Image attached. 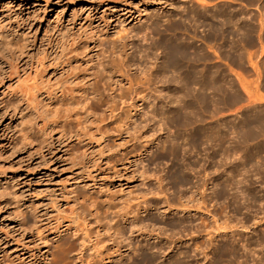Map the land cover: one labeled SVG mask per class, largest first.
Instances as JSON below:
<instances>
[{
  "label": "rangeland",
  "instance_id": "374dc122",
  "mask_svg": "<svg viewBox=\"0 0 264 264\" xmlns=\"http://www.w3.org/2000/svg\"><path fill=\"white\" fill-rule=\"evenodd\" d=\"M0 51V264H264V0H0Z\"/></svg>",
  "mask_w": 264,
  "mask_h": 264
},
{
  "label": "bare ground",
  "instance_id": "6f19581e",
  "mask_svg": "<svg viewBox=\"0 0 264 264\" xmlns=\"http://www.w3.org/2000/svg\"><path fill=\"white\" fill-rule=\"evenodd\" d=\"M191 19V18H190ZM220 25V24H219ZM221 35H222V33H221ZM5 39V38H4ZM5 42V41H4ZM6 43V42H5ZM4 45V44H3ZM5 46H12V42H10V41H8L7 43H6V45ZM186 47V46H185ZM9 49V48H8ZM0 53H1V51H0ZM171 55V54H170ZM182 55V54H181ZM184 56V55H183ZM182 56V57H183ZM1 57V56H0ZM179 57V56H178ZM181 57V58H182ZM180 57L178 58V60L180 61V59H181ZM185 58V57H184ZM186 59V58H185ZM184 59V60H185ZM188 61V60H187ZM122 62V61H121ZM190 62H191V60H190ZM123 63V62H122ZM127 63V62H126ZM178 63V62H177ZM125 65V64H124ZM177 66V65H176ZM181 67V66H180ZM184 67V66H183ZM178 69H179V67H177ZM185 68V67H184ZM161 71V70H160ZM189 71V70H188ZM164 72H165V70H164ZM190 72V71H189ZM165 73H167V72H165ZM212 73V72H211ZM192 74V73H191ZM213 74V73H212ZM222 74H223V72H222ZM167 76V75H166ZM166 76L165 75H163V78L162 79H164V78H166ZM189 76V75H188ZM188 76L184 79V80H186L187 78H188ZM223 76V75H222ZM162 77V76H161ZM191 77V76H190ZM150 78V77H149ZM194 78V77H193ZM199 78V77H198ZM211 78V77H210ZM191 79V78H190ZM195 79V78H194ZM200 79V78H199ZM204 79H206V78H204ZM214 79V78H213ZM217 79H219V77L217 78ZM183 80V79H182ZM201 80H202V78H201ZM176 81V80H175ZM181 81V80H180ZM206 80H202L201 82H205ZM214 81H216V80H214ZM219 81V80H218ZM141 82V81H140ZM177 82V81H176ZM178 82H179V80H178ZM177 82V83H178ZM181 82H183V81H181ZM195 82V81H194ZM197 82V81H196ZM128 83H130V82H128ZM142 83V82H141ZM165 83V82H164ZM172 83V82H171ZM177 83L175 84L176 86H177ZM192 83V82H191ZM209 82H207V83H204L205 85H207ZM173 84V83H172ZM220 84H222V82H220ZM174 85V84H173ZM179 85H181L180 83H179ZM183 85H184V82H183V84H182V87H183ZM185 85H187V80H186V84ZM184 85V86H185ZM190 85V84H189ZM204 86V85H203ZM208 86V85H207ZM207 86H205L206 88H207ZM216 86H218V85H216ZM133 87V86H132ZM180 87V86H179ZM181 87V88H182ZM221 87H222V85H221ZM225 87V86H224ZM206 88H205V90H206ZM178 89V88H177ZM186 89L187 88H185V92H186ZM210 89V87L208 88V90ZM219 89H220V87H219ZM219 89H216V92L219 90ZM207 90V91H208ZM214 90H215V87H214ZM220 90H223V88H221ZM219 90V91H220ZM191 91V90H190ZM190 91L188 92V90H187V94L185 95V96H187V95H189V93H190ZM181 92V91H180ZM220 93V92H219ZM222 93H224V92H222ZM177 94V93H176ZM179 94V93H178ZM180 94H183V92L182 93H180ZM191 94H192V92H191ZM175 95V94H174ZM184 95V94H183ZM213 95H215V94H213ZM217 95V94H216ZM190 96V95H189ZM192 96V95H191ZM205 96V95H204ZM176 97V96H175ZM186 98V100L189 98L188 96L187 97H185ZM193 98V97H192ZM191 98V99H192ZM175 100H176V98H174ZM180 99V98H179ZM171 100H173V99H171ZM203 100V99H202ZM203 101H205V99L203 100ZM231 102H235V101H237L236 100V98L234 99V101H232V100H230ZM176 102H178V101H176ZM175 102V103H176ZM180 103L181 104H183L182 102H181V100H180ZM187 103H189L188 102V100H187ZM177 104V103H176ZM178 104H179V102H178ZM178 104H177V106H178ZM180 104V106H182ZM188 105H190V103L189 104H187V106ZM186 106V107H187ZM174 107H176V105L174 106ZM189 108V107H188ZM187 108V109H188ZM173 109V108H172ZM171 109V110H172ZM178 109V108H177ZM176 109V110H177ZM183 109V108H182ZM181 109V110H182ZM171 110H169V111H171ZM185 110V109H184ZM173 111H174V109H173ZM177 111H180L179 109L177 110ZM176 111V112H177ZM197 111V110H196ZM150 112V111H149ZM149 112L147 111V113H148V115H149ZM154 112V111H153ZM189 112V111H188ZM145 113V112H144ZM155 113H156V111H155ZM168 113V112H167ZM174 113H175V111H174ZM184 113V116H185V111L183 112ZM190 113V112H189ZM146 114V113H145ZM150 114H151V112H150ZM179 115H182L181 113L179 114ZM151 116V115H150ZM154 116V115H153ZM152 116V117H153ZM188 117V116H187ZM186 117V118H187ZM179 117H177V119H178ZM182 117H180V119H178L177 120V122L179 121V123L178 124H181L180 123V121H182L184 124H187L186 122H188V120L186 119V118H182ZM176 119V118H175ZM173 120V119H172ZM202 120V119H201ZM173 121H175V120H173ZM196 121H198V120H196ZM196 121H194L195 123H196ZM176 122V123H177ZM193 123V121H190L189 123ZM182 123V124H183ZM195 123H193V124H195ZM201 123V122H200ZM183 124V125H184ZM192 124V125H193ZM182 125V126H183ZM222 125V124H221ZM187 126V125H186ZM201 130V129H200ZM202 131V130H201ZM201 131H200V133H201ZM194 132H196V131H194ZM199 131H197L196 133H198ZM204 132V131H203ZM195 133V134H196ZM195 134L193 135L192 134V136H195ZM199 134V133H198ZM198 134L195 136V137H197L198 136ZM190 135V134H189ZM201 135H203L202 133H201ZM192 136H191V138H192ZM253 137H254V134L252 135ZM251 136V137H252ZM195 137L194 138H192V139H195ZM204 137H207V134H205V136ZM202 138H203V136H202ZM176 148V150H177V147H175ZM258 148V147H257ZM174 147L173 146H171V155L175 158L176 156H174ZM135 151V148L134 147H132V150L129 152V154L130 153H132V152H134ZM178 151V150H177ZM252 151H254V150H252ZM250 152V151H249ZM223 153H226V152H223ZM254 153V152H253ZM256 154V153H255ZM249 155V154H248ZM223 156V155H222ZM250 156V155H249ZM252 156V155H251ZM250 156V157H251ZM227 158V157H226ZM223 159V158H222ZM225 159V158H224ZM223 161H225V160H223ZM226 164H227V162H226ZM225 165V164H224ZM174 169V168H173ZM177 169V168H176ZM180 169V168H179ZM179 169H177V170H174V172H173V174H172V176H173V180H172V182H174V184L175 183H178V185H180V186H186V185H188V181L185 179V177L181 174V170H179ZM236 169H235V166H231V169L229 170V173H231L232 174V172L233 171H235ZM170 180H171V178H170ZM230 179L229 178H227V179H225V181L223 182V185L225 184L227 187H229L230 186V181H229ZM201 187V186H200ZM207 190H209V189H207ZM206 190V191H207ZM220 190V189H219ZM229 190V189H228ZM227 190V191H228ZM162 191V190H161ZM162 193V192H161ZM229 193V192H228ZM251 193H249V195H250ZM228 196V194L226 193V191L225 192H218L217 191V193H216V197H218V198H226ZM234 198H237L235 195L233 196ZM250 197V196H249ZM228 198V197H227ZM254 198V197H253ZM248 199V198H247ZM261 199V198H260ZM201 200V199H200ZM256 200V199H255ZM250 201V200H249ZM264 201V200H263ZM179 202H181V200H179ZM201 202V201H200ZM252 202V201H251ZM254 202V201H253ZM261 202V201H260ZM202 203H203V200H202ZM261 204H262V202H261ZM264 204V203H263ZM181 205L185 208V206H184V203L183 202H181ZM263 206V205H262ZM182 207V208H183ZM168 208V207H167ZM186 209V208H185ZM189 209V208H188ZM144 210H146V209H144ZM181 211H183L182 209H181ZM259 211H261V212H259L260 214L262 213L263 214V217H261V218H259V219H261V222L260 223H262V219L264 218V209H260ZM184 212V211H183ZM134 212H132V214H133ZM136 213H138V212H136ZM135 213V214H136ZM207 213H208V211H207ZM187 214H190V213H187ZM254 214H258L257 212H255ZM261 214V215H262ZM135 216V215H134ZM257 216V215H256ZM256 216H254V218L256 217ZM136 217V216H135ZM253 217V216H252ZM225 218V217H224ZM77 219V218H76ZM75 219V220H76ZM129 217L125 220V222H127L128 223V225L131 227V228H133V227H137L138 228V231H141L140 233H141V235H144V231H143V227H140V226H138L137 224H136V222L133 220V221H129ZM135 219V218H134ZM137 220V219H136ZM256 220V219H255ZM254 220V221H255ZM258 220V219H257ZM73 221V220H72ZM129 221V222H128ZM73 222H76V221H73ZM134 222H135V224H134ZM258 222H259V220H258ZM173 226V225H172ZM264 226V225H263ZM145 227V226H144ZM217 227H218V225H217ZM223 227V226H222ZM262 227V226H261ZM216 229H218V228H216ZM225 229V228H224ZM230 229V228H229ZM135 230V229H134ZM223 230V229H222ZM147 231V230H146ZM218 230H216V232H217ZM225 231V230H224ZM152 232V231H151ZM197 232V231H196ZM199 233V232H198ZM148 234V233H147ZM217 234H219V233H217ZM222 234H224V233H222ZM204 235V234H203ZM215 235V234H214ZM213 235V236H214ZM226 235V234H225ZM205 237H208L209 238V241H207L208 243H206V244H209L208 246H210V247H212V245H213V239L211 240V237H213V236H211L210 235V233H206L205 235H204ZM144 238V237H143ZM172 239V238H171ZM170 239V240H171ZM189 240H190V238H189ZM196 240V239H195ZM195 240H194V243H195ZM208 240V239H207ZM258 240V239H257ZM84 241H85V236H82L81 237V242H80V247H79V252H77L78 254V256H76L79 260V263L81 262V263H85L86 262V264H102L101 263V261H94V259L93 258H91V259H89V260H85V259H83V253H84V251H85V247H84ZM126 241H128V240H126ZM180 241V240H179ZM179 241H171L170 243L171 244H173V246H172V249L174 248V247H176V245H178V243H179ZM189 242V241H188ZM257 242V241H256ZM259 242V241H258ZM185 243V242H184ZM183 243V245L185 246V244ZM198 243V242H197ZM196 243V244H197ZM203 243V242H202ZM260 244H261V242H259ZM98 244H101V243H98ZM97 244V245H98ZM195 244V245H196ZM252 244V243H251ZM163 245V244H162ZM167 245V244H166ZM168 245H170L169 243H168ZM203 245H204V243H203ZM247 245V244H246ZM153 246V245H152ZM159 245H155V246H153V248L154 249H156L157 250V252L156 253H153V254H151V255H143V254H139V252H138V254L137 255H130L127 259V261L129 262V260H131L129 263H127V264H162V263H156V260L158 259V257L156 256V255H158L159 253H161L160 252V250H162V247L161 246H159ZM199 246H200V244H199ZM199 246H197V247H194V248H198ZM205 246V245H204ZM207 246V247H208ZM230 246V245H229ZM123 247L125 248V247H130V242H126L125 244H123V240H121L118 244H117V246H116V249L114 250V253H117V254H115V255H118V257L120 258V260L121 259H123L124 260V257H123V255H122V253H121V250L123 249ZM132 247V246H131ZM146 247H147V245H142V243H140V245L138 244L137 245V249L138 250H141V249H146ZM201 247H203L202 246V244H201ZM206 247V246H205ZM209 247V248H210ZM244 247V246H243ZM247 247H250V246H247ZM151 248V247H150ZM127 249H129V248H127ZM131 249V248H130ZM152 249V248H151ZM172 249L169 251L168 250V252L167 253H164L165 255L164 256H168L171 252H172ZM199 249H200V247H199ZM202 249H204V247L202 248ZM201 249V250H202ZM246 249V248H245ZM103 250V249H102ZM125 250V249H124ZM128 250H126V252H127ZM137 251V250H136ZM206 251V250H205ZM165 252V251H164ZM234 252H236V249H234V248H232V247H228V245H225V246H222V247H220L219 249H218V256H217V261L215 262V264H223V262H225L226 260L227 261H229L230 260V257L231 256H235L234 254ZM163 253V252H162ZM123 254H124V252H123ZM186 254H188L187 252H179V253H176V254H174L171 258H170V260L168 261V263L167 264H182L181 262H180V260H179V256H183L184 258L185 257H187V255ZM160 255V254H159ZM158 255V256H159ZM256 255V254H255ZM206 256V255H205ZM253 256H254V254H253ZM257 256V255H256ZM255 256V257H256ZM113 257L114 256H109V259H113ZM254 258V257H253ZM252 258V259H253ZM259 256L258 257H256V259L257 260H259ZM260 260H262V259H260ZM259 260V261H260ZM253 261H255V258L253 259ZM264 262V261H263ZM253 263V262H252ZM257 263H258V261H257ZM256 263V264H257ZM231 264V263H230Z\"/></svg>",
  "mask_w": 264,
  "mask_h": 264
}]
</instances>
